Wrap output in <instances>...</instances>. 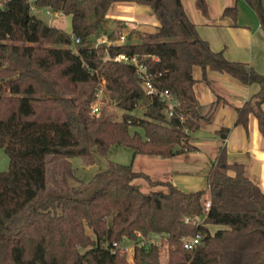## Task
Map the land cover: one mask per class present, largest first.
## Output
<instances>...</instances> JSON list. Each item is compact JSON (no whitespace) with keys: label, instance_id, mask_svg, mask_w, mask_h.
I'll return each instance as SVG.
<instances>
[{"label":"trees","instance_id":"obj_1","mask_svg":"<svg viewBox=\"0 0 264 264\" xmlns=\"http://www.w3.org/2000/svg\"><path fill=\"white\" fill-rule=\"evenodd\" d=\"M148 4L158 25L124 43L95 45L111 3ZM264 29L262 0H246ZM37 7L70 14V32L48 24L30 10L29 0H0V149L8 158L0 171V264H161L159 245L167 240L166 264H264V193L227 160L221 147L206 174V189L186 192L170 182L136 172L132 164L109 161L91 179L93 192L82 197L84 185L74 178L66 158L88 164L122 145L132 156L170 158L196 151L191 133L203 119L196 109L192 68L227 75L258 91L235 108V125L247 131L249 115L264 137V77L247 62L230 60L222 50L196 34L195 24L177 0H32ZM232 18L236 5L224 8ZM78 37L79 41H75ZM95 39V40H94ZM75 43L76 47H72ZM118 52L135 54L157 92L177 100L173 114L159 96L145 104L136 69L106 59ZM105 79L109 97L122 110L114 120L104 111L90 115V104ZM141 108V114L134 111ZM131 127H139L130 131ZM228 129L218 133L225 136ZM65 158L61 187L46 186V158ZM136 178L165 193L143 192ZM208 192V197L205 194ZM209 208L204 210V203ZM201 222H185V218ZM207 225L223 226L210 232ZM92 232V236L87 233ZM199 235V245L185 250L181 239ZM133 241L132 262L119 244ZM143 242V245L140 243ZM116 244V246H114Z\"/></svg>","mask_w":264,"mask_h":264},{"label":"crops","instance_id":"obj_2","mask_svg":"<svg viewBox=\"0 0 264 264\" xmlns=\"http://www.w3.org/2000/svg\"><path fill=\"white\" fill-rule=\"evenodd\" d=\"M179 1L194 22L196 34L206 39L212 49L222 50L225 57L230 60L247 62L264 77V29L246 0ZM262 2L264 5V0ZM233 4L236 5L235 18L223 12L224 8ZM123 5L131 8L140 7L147 17L146 19L136 18L129 25L120 21L122 29L131 34L135 33L137 36L155 31L158 20L148 4L115 1L110 5L111 14ZM54 14L60 19L67 20V28L63 30L70 32V14L61 12H54ZM143 19L148 26L142 25ZM106 23L111 26L118 24L113 17L107 16V13L103 24L106 26ZM195 67L192 68V76L197 80L193 86L196 109L203 119L199 122L198 128L191 133L190 142L197 150L183 152L166 159L135 155L130 162L133 170L151 177V170L145 167L148 165L165 167L167 168L165 178L153 180L170 182L186 192L206 189V174L219 149L225 147L227 160L230 163L242 164L245 175L264 193V137L259 133L257 121L253 115L248 117L247 131L242 126L235 125V108L240 107L255 94L259 86L256 83L242 85L227 75L209 69L206 70V79L202 80L201 69L195 73ZM261 108L264 111V104ZM223 127L228 129L225 136L218 133ZM207 227L210 232L224 228L218 225H207ZM164 247L165 253L167 251L168 254L167 244ZM165 253H160L161 264L167 263Z\"/></svg>","mask_w":264,"mask_h":264},{"label":"rangeland","instance_id":"obj_3","mask_svg":"<svg viewBox=\"0 0 264 264\" xmlns=\"http://www.w3.org/2000/svg\"><path fill=\"white\" fill-rule=\"evenodd\" d=\"M124 4V3H119ZM46 7H38L33 12L36 16L41 17L44 21H46L48 24L56 25L59 28L65 29L67 28V20L66 19H60L56 14H54L53 10L52 13H46L45 11ZM112 7H109L107 16L113 17L115 21L118 23L116 26H111L109 23H106V26L103 24V28L105 30H109L110 28L115 29V36L118 35V32L122 30V25L120 24V21L125 22V25L131 24V22L135 21V19H146L147 14L139 7V8H131V7H119L116 9L113 14H111ZM141 20L143 23L142 25L148 26L146 24V20ZM105 22V21H104ZM125 31V29H124ZM147 33V32H145ZM106 33L103 32V30L100 31V33L97 35L95 42L100 40L102 36H105ZM140 36V35H139ZM137 34L132 33L130 35L131 40H137L138 37ZM71 46L74 48L76 47L75 43H71ZM199 67H195V73L199 71ZM98 86V85H97ZM99 105L104 111L106 115H109L114 120H120L122 110L118 109L115 105V102L109 97V94L107 90L104 88L102 94L100 95V102ZM134 114L140 115L141 114V108H137L134 111ZM137 130L140 133H142V129L139 127H131L130 131ZM132 158V150L130 148H127L122 145H114L111 146L105 156H94V163L88 164L85 162L81 157L74 156L66 158L67 161L70 162L74 178H70L67 180L69 186H78V185H84L83 187V193L82 197H88L94 190V186L90 183L93 176L104 170L107 166V163L109 161L121 163V164H129L131 162ZM65 161V158L58 157V156H48L46 158V186L47 190L51 192L59 191L61 187L60 179H61V167L63 162ZM8 166V158L5 155L4 151L0 149V171L6 170ZM138 168V167H135ZM145 168H149L151 170V177L152 179H163L165 178V174L167 171V168L160 167V166H153L148 165ZM137 170V169H136ZM133 185L139 188L143 192H149L151 190L165 193L168 191V188L163 185L158 186H151L149 185L144 179L142 178H136L132 181ZM208 197V192L205 194V198ZM87 233L92 236V232L90 230H87ZM151 240L159 245V257L161 256L160 253H165V247L164 245L167 244L166 239L160 235L158 236H152ZM133 241L129 239H124L120 244L119 247L122 251H124L127 254V259L129 262H132V253H133ZM168 247V245H167ZM167 251L165 253V259L168 260V254Z\"/></svg>","mask_w":264,"mask_h":264},{"label":"built area","instance_id":"obj_4","mask_svg":"<svg viewBox=\"0 0 264 264\" xmlns=\"http://www.w3.org/2000/svg\"><path fill=\"white\" fill-rule=\"evenodd\" d=\"M29 1H30V10L31 12H33L38 7L32 4V0H29ZM45 11L46 13H49V14L52 13V10L47 7ZM53 12L56 13L58 11H53ZM127 36H128V32L122 29L120 32H118L116 39H110L105 35V36H102L100 40L95 42V45H100V44L109 45L112 43H124L127 40H129ZM75 41L76 42L79 41V38L76 37ZM105 55H106V59L124 62V64H128V65H133L136 69L137 77L139 79L140 86L142 90L144 91V95L147 96L148 98H151L153 96H159L160 99L163 100L164 104L166 105L167 116H171L173 114V108L178 103L177 100L168 91H162V92L156 91V89L153 87L152 83L150 82L149 76L146 73L144 65L142 64V62L138 60L135 54H127L125 52H118L115 55L110 56L108 52L105 51ZM97 78H98V87L96 89L94 99L91 101V104H90V115H94V116H98L101 111V107L99 105L100 95L102 94L103 89L105 88V79L99 75L97 76ZM208 208H209V201H206L204 203V210H207ZM184 220L185 222H190V221L199 222V223L201 222V220L199 219L191 220L188 217H186ZM199 241H200V237L198 234H196L193 237L184 236L181 239L182 246L185 250H191L195 248L196 246L199 245ZM140 245H143V242H141ZM114 246H116V244H114Z\"/></svg>","mask_w":264,"mask_h":264},{"label":"water","instance_id":"obj_5","mask_svg":"<svg viewBox=\"0 0 264 264\" xmlns=\"http://www.w3.org/2000/svg\"><path fill=\"white\" fill-rule=\"evenodd\" d=\"M177 1H179V0H177ZM113 26H115V24H113ZM112 29V28H111ZM142 101L145 103V104H147L149 101H150V99L147 97V96H143L142 97Z\"/></svg>","mask_w":264,"mask_h":264}]
</instances>
